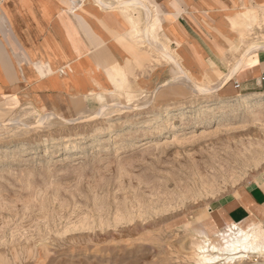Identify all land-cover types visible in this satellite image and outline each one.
Returning a JSON list of instances; mask_svg holds the SVG:
<instances>
[{
    "label": "rangeland",
    "instance_id": "rangeland-1",
    "mask_svg": "<svg viewBox=\"0 0 264 264\" xmlns=\"http://www.w3.org/2000/svg\"><path fill=\"white\" fill-rule=\"evenodd\" d=\"M143 1L149 38L145 8L124 12L141 29L130 38L128 22L121 36L124 83L108 91L90 82L70 103L24 104L0 117V264H197L205 227L219 239L230 224L212 225L211 209L264 173V99L223 107L246 92L225 94L226 82L198 93L176 78L182 69L216 86L248 48L264 49V7L228 21L227 39L210 40L216 55L199 71L183 47L181 63L164 55L181 54L182 41L175 49L162 37L157 7ZM204 103L212 105L202 114L158 118L165 107ZM256 256L239 264L264 260Z\"/></svg>",
    "mask_w": 264,
    "mask_h": 264
},
{
    "label": "crops",
    "instance_id": "crops-1",
    "mask_svg": "<svg viewBox=\"0 0 264 264\" xmlns=\"http://www.w3.org/2000/svg\"><path fill=\"white\" fill-rule=\"evenodd\" d=\"M149 2L158 9L162 37L175 49L181 40L185 54L200 63L216 55L210 40L227 39L228 21L264 7V0ZM128 28L126 13L105 11L91 0H0V117L24 104L45 108L90 92L89 69L104 71L125 60L121 36ZM246 58L230 82L237 91L264 92V49ZM64 63L66 76L61 75ZM209 215L215 226L264 220V173Z\"/></svg>",
    "mask_w": 264,
    "mask_h": 264
},
{
    "label": "bare ground",
    "instance_id": "bare-ground-1",
    "mask_svg": "<svg viewBox=\"0 0 264 264\" xmlns=\"http://www.w3.org/2000/svg\"><path fill=\"white\" fill-rule=\"evenodd\" d=\"M93 1L105 11L119 10L120 12L124 13V12H126V10H129L128 7L133 8V7H137L139 5L144 7L145 11H146V18L148 17V22L144 26V31H146V34L149 38V34L151 32V27L153 26V24L150 23V21L152 20L151 19L152 15H150V11L148 9V6H147L146 2H144L143 0H121V1H118L117 4H115L113 2L106 3L104 0H93ZM126 18H127V22H129L130 27L133 30V32L130 35V38L132 35H133L132 36L133 38L140 36V32H141L140 30L141 29L138 27V23H139L138 19H136L135 16H133L132 14H129V13L128 14L126 13ZM147 41H149V40H147ZM136 42H137V40H136ZM136 42H135V40H132V43H134L136 51H137ZM142 42H143V40H140V43H142ZM153 42H154V40H153ZM257 46H258V48L260 47V45H258V44L256 45V47ZM182 47H183L182 43H179V47H178L177 51H178V53H181V54H177V55L173 54L171 52H168L166 49L163 48L164 55H166L168 57V59L176 62V64L181 63L178 59V56L183 54L181 52ZM255 50L256 49L248 48L242 54V56H241L242 58H240L231 67L229 73H226L227 74L226 77L224 79H222V82H220L219 85L210 86V85L199 84L192 77L193 72L192 73L190 72L191 74H189L186 71H183L182 69H181V71L180 70L178 71V72H180L179 75H178V72H176L178 75L176 78H178L179 80L181 79L182 80L181 82H183V81L187 82L189 84V86L192 87V90H194V92L209 93V92H213L215 90L217 91L220 88H223L224 87L223 85L226 82H230L232 77L236 74V72H238L240 69L244 68L247 65V63H248V60L246 58L247 55L251 54V52L255 51ZM132 51L134 52V50H132ZM108 52H110V51H108ZM220 54H222V53H220ZM209 59H211V58H209ZM194 62H196V61H194ZM196 63L198 65V70L201 71L202 70V68L200 66L201 63L200 62H196ZM179 67L181 68L182 66L179 64ZM68 69H69V66L67 63L62 64L61 75L66 76L67 74L65 73V70H68ZM198 70H196L195 72H197ZM97 71H99V72H95L92 69L91 70L89 69V71H88L89 81L96 88H100L102 90L110 91L111 90L110 85L115 84L116 86H120L121 85L120 83H124V77L125 76H123V75H126V73H125V71L122 72V70L119 71V68L116 67V63H114L110 67H106L104 71L102 70V68H98ZM118 72L121 74V77H122L121 80L116 78V74ZM44 75H46V73ZM223 92L228 93V94L229 93L234 94L238 91L235 88L234 84H232V82H230L223 89ZM263 99H264V92H248V93L241 94L238 98H235L233 101L229 102V100L228 101L220 100L218 103H220L223 107L228 106V104H230V105L233 104V105L239 107L240 109H244L248 106V104L250 102H252L254 100H263ZM211 105L212 104L204 103V104H202L200 106H196V107H188V106L177 107V108H175L173 106L165 107V108L161 109V111H159L158 118H162V117H166V116H170V115H176V114H179V115L190 114V113H195L196 115L202 114V111L207 110ZM105 108H107V106L102 107V109L106 112ZM103 110H101L99 113L104 112ZM97 115H99V114H97ZM208 228L205 227V229H204L205 231H203L204 235L208 236V237H206V238H208V239H206L208 241L204 240L203 243H199L196 246V251H197L196 252V255H197L196 263L197 264H219V263L220 264H239L240 262H244L245 260L249 259L253 255H258V256L264 255V220L249 219L244 223H242V222L230 223L229 226L226 227V229L223 228L217 234H215V236H221L219 239H210L211 237L209 236V234H207V232L209 231ZM201 234H202V232H201ZM258 256H256V257H258ZM255 264H264V260L263 261H257V262H255Z\"/></svg>",
    "mask_w": 264,
    "mask_h": 264
},
{
    "label": "built area",
    "instance_id": "built-area-1",
    "mask_svg": "<svg viewBox=\"0 0 264 264\" xmlns=\"http://www.w3.org/2000/svg\"><path fill=\"white\" fill-rule=\"evenodd\" d=\"M262 80L264 81V75H263V77H262Z\"/></svg>",
    "mask_w": 264,
    "mask_h": 264
}]
</instances>
